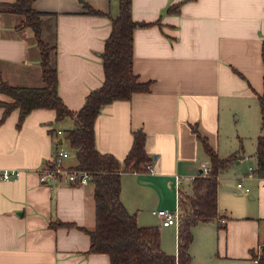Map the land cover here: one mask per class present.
<instances>
[{"label":"crops","instance_id":"0c3cea01","mask_svg":"<svg viewBox=\"0 0 264 264\" xmlns=\"http://www.w3.org/2000/svg\"><path fill=\"white\" fill-rule=\"evenodd\" d=\"M174 5L177 11H167ZM32 6L41 12L43 39L56 46L59 96L78 110L104 80L101 52L118 0H34ZM131 16L148 23L133 29L132 69L149 89L105 104L94 120L96 149L118 160L130 150L133 133L144 132L148 161L121 172L122 204L138 225H156L163 251L176 253L178 225H162L151 210L172 208L190 195L193 178L209 166L195 126L220 157H239L218 174V216L191 227V264H256L253 255L264 248V177L255 172L264 0H131ZM20 19L0 11V80L39 86V51L31 28L17 26ZM0 101L12 98L0 92ZM4 110L0 105V170L19 174L0 179V264H111L106 253L88 251L93 183L39 180L53 154L69 152L66 134L74 119L34 108L19 123L18 107ZM76 164L69 153L62 160Z\"/></svg>","mask_w":264,"mask_h":264},{"label":"trees","instance_id":"16d2710c","mask_svg":"<svg viewBox=\"0 0 264 264\" xmlns=\"http://www.w3.org/2000/svg\"><path fill=\"white\" fill-rule=\"evenodd\" d=\"M33 1L0 3V11H9L21 17L17 26L31 28L39 51L42 82L39 86H19L0 80V92L12 98L11 102L0 101V105L5 107L4 115L18 107L20 123L32 109L50 108L55 110L57 120L67 116L74 119L75 126L66 134L77 159L73 167L89 171L93 183L94 226L87 230L89 252L106 253L111 264H191V227L218 216V174L239 155L231 153L220 157L196 127H191L208 155L209 171L206 175L195 176L191 183L192 193L179 199L176 253L163 251L159 228L156 225H138L135 214L128 212L119 198L121 172L142 169L148 161L144 150V132L137 130L133 133L131 148L123 160L99 152L95 147L94 132V120L105 104L115 99H128L133 92L149 89V82L139 81L132 69L133 29L148 23L132 18L131 0H118V13L111 17V31L101 52L104 80L87 94L82 107L73 111L64 105L59 96L54 57L56 46L43 39L41 12L33 8ZM177 10V5L167 8V11ZM89 11L96 12L91 8ZM258 100L261 134L257 137L255 172L264 177V81L263 93L258 95ZM253 257L256 264H264V248Z\"/></svg>","mask_w":264,"mask_h":264},{"label":"built area","instance_id":"2783aa9c","mask_svg":"<svg viewBox=\"0 0 264 264\" xmlns=\"http://www.w3.org/2000/svg\"><path fill=\"white\" fill-rule=\"evenodd\" d=\"M67 155L68 152L67 150L64 149H60L55 154H53L47 166L39 172V180L41 182L46 183L50 179H59L70 184L72 183H76L80 185L87 184L91 179V175L89 171L80 170L74 167H67L62 165V160ZM146 167H149V164H147ZM208 171H209V166L203 165L201 169V174L206 175ZM18 174H19L18 169L4 168L0 170V179L7 180V179L15 178ZM176 182L179 183L180 179L176 178ZM237 186L241 187L242 183L240 181L237 182ZM244 190L248 191L249 188L244 187ZM151 213L160 219L162 225H170V224L178 225V221L180 217L179 199H177L175 207L173 209L156 208V209H152ZM219 220L221 223L224 222L223 217H221Z\"/></svg>","mask_w":264,"mask_h":264},{"label":"rangeland","instance_id":"374dc122","mask_svg":"<svg viewBox=\"0 0 264 264\" xmlns=\"http://www.w3.org/2000/svg\"><path fill=\"white\" fill-rule=\"evenodd\" d=\"M67 149H68V151H69V152H68V153H69V159H70L72 162H75L76 157H75L74 149L71 148V147H69V146H67ZM174 207H175V206H174ZM174 207L169 208V209H173ZM179 209H180V208H179ZM146 217H147L148 221H153V222H154V221H157V222H158V219H157L156 217L150 215V214L146 215ZM163 233H164V234L169 233V229H164V230H163Z\"/></svg>","mask_w":264,"mask_h":264}]
</instances>
